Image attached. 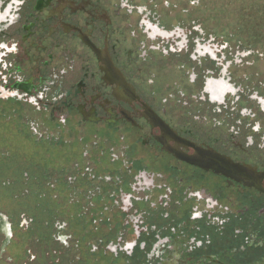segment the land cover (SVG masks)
<instances>
[{
	"label": "flooded vegetation",
	"instance_id": "obj_1",
	"mask_svg": "<svg viewBox=\"0 0 264 264\" xmlns=\"http://www.w3.org/2000/svg\"><path fill=\"white\" fill-rule=\"evenodd\" d=\"M220 6L0 0V172L45 189L0 264H264V22Z\"/></svg>",
	"mask_w": 264,
	"mask_h": 264
},
{
	"label": "rangeland",
	"instance_id": "obj_2",
	"mask_svg": "<svg viewBox=\"0 0 264 264\" xmlns=\"http://www.w3.org/2000/svg\"><path fill=\"white\" fill-rule=\"evenodd\" d=\"M220 4L221 22L239 25L240 23L247 21L250 23L249 26L254 28H259L261 22H264V0H219V5ZM262 32H264V30ZM259 67H261V65H259ZM23 150H25L24 138H14L11 152L12 169L20 170L26 166V156L22 153ZM20 172H0V213L26 212L25 210H18L19 208L25 209L22 208L25 205L20 206L17 202L26 201V199L32 198V196L28 195L30 191H32L33 194H41L45 192V189L39 190L37 185L33 186L30 184H28L30 190H25L27 185ZM8 181H10V184H8ZM9 234L10 230L8 225H1L0 249H2L4 241L9 239ZM4 248L8 251L7 247ZM34 250H37V248L31 247V252Z\"/></svg>",
	"mask_w": 264,
	"mask_h": 264
}]
</instances>
